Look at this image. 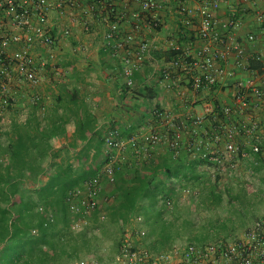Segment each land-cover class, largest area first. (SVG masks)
I'll return each instance as SVG.
<instances>
[{"label": "built area", "instance_id": "obj_1", "mask_svg": "<svg viewBox=\"0 0 264 264\" xmlns=\"http://www.w3.org/2000/svg\"><path fill=\"white\" fill-rule=\"evenodd\" d=\"M170 0H0V148L10 143L14 126L24 125L33 118L45 121L49 113L51 94L45 89L51 80L50 72L60 74L58 47L61 39L69 36L72 28L64 20L78 18L89 30L97 18H104L106 29L104 46L121 60V73L128 89L135 87L136 72L152 57L159 41L161 20L159 12ZM236 2V3H235ZM248 0H178L185 27L197 26V33L204 45L196 57L179 40L171 38L169 46L175 50L162 69L163 80L178 84L188 80L195 91L212 89L232 73L226 62L235 53V65L246 68V49L237 39L235 31L220 29L217 9L228 4V25L239 27L243 20L239 9H247ZM239 3V4H237ZM239 6L241 8H239ZM256 21L264 27V11H255ZM55 17L58 19L55 20ZM129 26V28H127ZM152 28V36L141 37L143 28ZM254 39V34H250ZM40 49V51H38ZM264 110V86L252 77L238 81L236 92L229 104L210 102L204 113L193 116L186 129L170 113H162L165 131L140 127L126 136L121 127L113 125L104 135V159L99 171L83 184L69 189L67 202L76 216L73 228L84 231L89 226L91 214L100 210L101 196L107 183L117 181V173L136 159L157 151L162 142L178 156L183 150L200 158L216 179L223 173L234 174L240 169L243 157L262 155L264 149L261 133L262 122L255 116L232 122L210 132L205 127L209 114L218 107L228 115L244 112L251 102H258ZM188 132V137L185 136ZM226 138L224 149L211 146V136ZM248 138L251 149L246 152L238 137ZM208 138V139H207ZM3 157H1L2 159ZM257 161V160H256ZM250 174L254 173L249 168ZM180 190L178 198H166L168 207H174L190 198H198L200 189L173 178ZM181 183V184H180ZM39 208L45 205L39 202ZM105 217V215H102ZM53 219V216H51ZM125 228L119 250L113 261L98 258H79L69 263L54 264H264V215L240 237L233 240L181 244L176 242L164 252L149 249L145 236L149 226L145 217L137 214Z\"/></svg>", "mask_w": 264, "mask_h": 264}, {"label": "trees", "instance_id": "obj_2", "mask_svg": "<svg viewBox=\"0 0 264 264\" xmlns=\"http://www.w3.org/2000/svg\"><path fill=\"white\" fill-rule=\"evenodd\" d=\"M247 61L246 70L264 71L259 58L250 57ZM57 98L59 103L44 122L35 118L24 125L14 126L9 145L0 148V257L7 252L8 264L25 260V256H32L36 251L44 253V250L56 258L69 249L80 256V248L90 244L88 230L73 236L66 234L65 228L59 231L56 227L60 220H64L65 227L72 228L76 216L69 208L67 192L83 184L89 174L99 171L101 165L97 158L104 154V138L98 130V118L85 100L66 85L61 87ZM215 103L218 106L223 104ZM256 104H260L259 101L251 102L244 112L251 108L258 112L263 110ZM244 112L227 115L218 107L211 117L224 128L232 122L244 120L240 117ZM70 121L75 125L72 133L68 130ZM61 135H66L69 145L56 148L55 138ZM79 142L83 143L80 148ZM262 147L264 149V139ZM57 156L60 157L58 163L55 162ZM73 158L78 163L84 162L79 172L75 171ZM47 160L51 161L48 166ZM201 161L186 150L174 156L168 147L165 153L157 150L125 165L117 173L111 191L112 202L107 209L109 219L123 229L122 238L125 228L133 224L132 218L137 214L145 217L149 231L144 239L149 249L157 253L170 250L184 238L189 240L187 243L201 244L224 239L222 237L230 238L236 225L221 220L222 215L218 212L220 208L235 203L232 197L227 202L223 197L221 175L212 178L206 168L200 169L199 164L204 163ZM173 178L195 187L201 186L194 210L208 211V216L201 214L198 219L192 216L191 206L184 210V205L177 202L174 207H168L164 200L168 197L176 199L181 193ZM42 179L45 181L40 182ZM39 202L45 205V209L39 208ZM207 218L209 220L202 222ZM34 228L38 234L33 232ZM45 246L48 248L44 249Z\"/></svg>", "mask_w": 264, "mask_h": 264}, {"label": "crops", "instance_id": "obj_3", "mask_svg": "<svg viewBox=\"0 0 264 264\" xmlns=\"http://www.w3.org/2000/svg\"><path fill=\"white\" fill-rule=\"evenodd\" d=\"M170 1V4L159 12L161 26L158 46L153 50L152 57L136 72L133 89H128L125 84L121 73V60L111 55L104 46L103 35L107 27L104 18H97L89 30L85 29L78 18L68 17L64 20L71 26L72 32L61 39L57 62H59L60 70L65 69L71 75L57 80L54 74L51 77L52 81L46 85L45 89L50 93L52 89L49 90L48 87L52 85L57 88L58 83L64 81L71 92H75L85 100L96 114L98 130L102 138L113 125L120 126L126 136L140 127L157 128L163 132L165 126L161 112L173 114L186 129L193 116L205 112L208 103L215 101L223 104L231 103L238 81L248 82L254 77L259 84L264 85V71H251L236 66L235 53H232L226 61L228 62L227 68L232 73L212 89L195 91L188 80H183L178 84L163 80L162 69L167 65L169 58L176 53L169 46L168 41L171 38L179 40L185 47H188L191 57H196L204 45V41L198 36L196 25L190 27L183 25L178 0ZM244 5L247 9L244 10L239 6L241 9L238 10L243 23L239 27L232 28L228 25V4H222L216 10L220 19L219 27L223 31H235L237 39L246 49V62L250 57L259 58L263 62L264 69V27L255 19V11H264V0H248ZM56 19L58 18L55 17ZM154 32L152 28L145 27L139 34L141 37H149ZM251 33L254 34V39L250 38ZM66 62L69 64L65 66ZM50 94L49 113L59 103L57 96L60 90L56 89L55 94ZM211 116L209 114L205 127L210 132L220 131L219 124L215 123ZM250 116L261 120V133L264 136V111L258 112L251 108L240 117L248 119ZM74 129L75 125L70 121L68 130L72 133ZM188 135V132H185V136L188 137ZM210 138L211 146L225 148L224 135H221L219 140L214 139V136ZM55 141L56 148L69 145L66 135L56 137ZM238 141L241 142L246 152H250L251 147L246 136L240 135ZM82 145L83 143L79 142V148ZM167 149V143L162 142L158 151L165 153ZM201 164H199L200 169H204ZM249 168H253V174L248 172ZM44 181L45 179H42L40 182ZM219 181L226 202L232 197V202L235 203V205L233 203L234 206L228 204L219 209L218 213L222 215L221 220H226L230 224H254L259 217L264 215V156L250 154L243 157L239 171L234 174L223 173ZM110 186H112L111 183L105 185V192L111 189ZM196 187L201 188V186ZM104 195L102 193L101 201H104ZM192 212L194 215L196 213L205 216L210 214L208 211L200 210L199 212L194 209ZM207 220L209 219H203L202 222ZM179 243L186 244L187 242L180 241Z\"/></svg>", "mask_w": 264, "mask_h": 264}, {"label": "rangeland", "instance_id": "obj_4", "mask_svg": "<svg viewBox=\"0 0 264 264\" xmlns=\"http://www.w3.org/2000/svg\"><path fill=\"white\" fill-rule=\"evenodd\" d=\"M67 64H69V62H66L65 66ZM68 72L65 69H61L60 74L56 75L55 77L57 78V80H59L60 78L62 79V78L68 77L71 75ZM50 74H51V77L54 76V72H51ZM64 83H65L64 81L61 83H58L59 86L57 88L52 85L51 87H48L49 90L52 89L51 90L52 92L50 93L55 94L56 89L60 90L61 87L65 85ZM54 108L55 106L53 107V109ZM53 109L51 110V112L53 111ZM48 114L45 116V120ZM34 119L35 118H33L32 120ZM65 147L67 146L66 145L62 146V148H65ZM92 152H94V150H92ZM103 159H104V154L102 155L101 153L97 158V163L101 165V163L103 162ZM59 161H60V157L57 156L55 158V162L58 163ZM46 162H47L46 163L47 166L51 163L50 160H47ZM73 163H74L75 171L79 172L82 169L81 168L82 165L78 163V161L75 160L74 158H73ZM92 175L93 174H89V176H92ZM113 187L114 185L112 184V186H110L111 189H108L104 193L105 199L103 201L102 207L100 210H97V211H100V213H97L96 211L93 214H91V216L89 217L90 222L86 230H88L89 232L88 236L90 239V244L88 246L85 245L80 248V251H79L80 256L78 254L75 255L76 254L75 251L72 249H69L66 254H62L58 258H56V257H53L50 252H48L47 250H44V253L40 251H36L32 256H25V260L24 259H22L21 261L17 260L15 261V264L69 263L72 260L79 259V258H98L104 261H109V262L113 261L119 250V246H120L121 239H122V232H123V229H121V227L117 225V223L109 219L108 213H107L108 206H110L112 202L111 191ZM180 203H181L180 205L182 206L184 205L183 206L184 210H188L187 209L188 206H191L193 210L196 208L197 201L193 198H190V199H186L183 202L180 201ZM54 210L58 211V208L55 207ZM103 214L105 215V217L102 216ZM200 215H201L200 213H196L195 217L200 219L201 218ZM64 224H66V222H64V220H60L56 229L61 231L65 228V232H67L66 234L73 235V236L79 233L73 228V225H72V228L71 227L66 228ZM235 225H236L235 230L232 231V235H230V238H226V237H222V238L230 239V240L238 238L253 224H245V225L235 224ZM33 232H35V234H38L37 228H34ZM180 241L188 242L189 240L184 238V239H180ZM47 248L48 247L45 246L44 249H47ZM8 257H9V254L4 251V253H2V257H0V264H8L7 263V260L9 259Z\"/></svg>", "mask_w": 264, "mask_h": 264}]
</instances>
